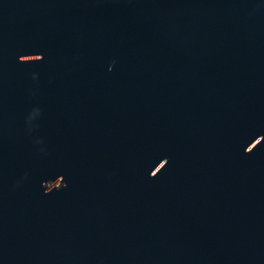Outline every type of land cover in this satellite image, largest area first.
I'll return each instance as SVG.
<instances>
[{
	"label": "water",
	"instance_id": "water-1",
	"mask_svg": "<svg viewBox=\"0 0 264 264\" xmlns=\"http://www.w3.org/2000/svg\"><path fill=\"white\" fill-rule=\"evenodd\" d=\"M0 264H264V0H0Z\"/></svg>",
	"mask_w": 264,
	"mask_h": 264
}]
</instances>
